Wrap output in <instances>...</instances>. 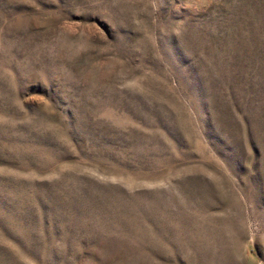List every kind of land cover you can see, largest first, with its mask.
<instances>
[{
  "label": "rangeland",
  "instance_id": "1",
  "mask_svg": "<svg viewBox=\"0 0 264 264\" xmlns=\"http://www.w3.org/2000/svg\"><path fill=\"white\" fill-rule=\"evenodd\" d=\"M0 264H264V0H0Z\"/></svg>",
  "mask_w": 264,
  "mask_h": 264
}]
</instances>
